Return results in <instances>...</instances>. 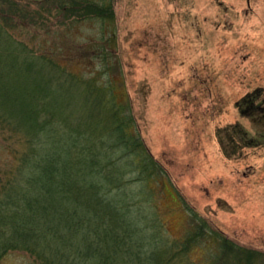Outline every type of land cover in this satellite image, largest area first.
<instances>
[{
    "label": "rangeland",
    "instance_id": "374dc122",
    "mask_svg": "<svg viewBox=\"0 0 264 264\" xmlns=\"http://www.w3.org/2000/svg\"><path fill=\"white\" fill-rule=\"evenodd\" d=\"M85 2L109 10L87 13ZM7 18L10 36L26 51L108 85L106 101L135 118L154 168L163 170L147 183L129 173L133 211L159 219L173 238L194 230V211L233 244L262 253L252 264H264V147L228 159L215 136L217 127L235 121L249 135L261 133L235 104L264 91V0H0V22ZM20 135L15 144L0 138V169L15 163L14 147L25 149ZM219 252L211 238L189 256L195 264H217ZM0 264L40 263L21 253Z\"/></svg>",
    "mask_w": 264,
    "mask_h": 264
},
{
    "label": "trees",
    "instance_id": "16d2710c",
    "mask_svg": "<svg viewBox=\"0 0 264 264\" xmlns=\"http://www.w3.org/2000/svg\"><path fill=\"white\" fill-rule=\"evenodd\" d=\"M82 7L97 16L109 10L94 2ZM11 21L0 22V132L9 131L0 138L15 144L18 132L25 149L14 147L15 163L0 169V261L24 253L40 264H195L191 247L211 238L219 245L217 264H252L261 256L194 211V230L181 238L133 211L129 173L146 181L158 165L135 118L106 101L108 85L83 81L51 56L26 51L10 36ZM235 106L261 133L249 135L238 121L217 127L228 159L264 147V91L246 93Z\"/></svg>",
    "mask_w": 264,
    "mask_h": 264
}]
</instances>
